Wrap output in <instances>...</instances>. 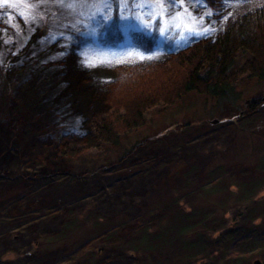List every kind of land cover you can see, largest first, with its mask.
<instances>
[{
  "label": "trees",
  "instance_id": "1",
  "mask_svg": "<svg viewBox=\"0 0 264 264\" xmlns=\"http://www.w3.org/2000/svg\"><path fill=\"white\" fill-rule=\"evenodd\" d=\"M121 1L110 0L111 12L101 10L110 19L89 21L95 8L70 12L59 6L61 0H0V88L10 90L13 79L24 78L15 87V105L27 107L26 116L19 110L10 114V91L4 94L0 154L12 158L11 143H19L23 150L43 148L49 152L48 160L106 147L111 159L119 160L135 147L136 141L126 146L132 135L162 121L167 113L192 109L193 104L195 109L201 103L199 120L222 116L219 121L226 124L230 118L236 138L225 150L210 152L200 183L183 180L144 208L140 213L144 222L133 227L127 240L119 239V248L139 258L152 254L160 264H251L252 258L264 264V127L259 133L251 131L249 125L258 120L261 108L255 98L245 97L264 92V0H186L196 26L203 30L198 36H189L185 44L171 38L157 43L140 31L132 46L119 45L123 51L115 52L120 55L113 62L86 65L85 59L94 62L103 54L84 47L97 41V29L126 17L117 9ZM38 12L43 13V22ZM130 18L134 19L133 13ZM39 23L50 30L48 39L40 38ZM114 44L119 43L112 41L107 50ZM132 61L148 64L111 83L110 68ZM243 82L250 83L249 88L242 89ZM13 116L16 136L7 139ZM41 124L45 128L38 129ZM49 131L53 139L59 135L55 147L46 146L50 145L46 137L41 143L36 140L38 133ZM242 133L247 134L244 140ZM233 163L250 167L253 176L236 179L227 174ZM75 217L65 218L59 232L41 238L36 249L63 240L77 248L103 234L113 239L128 219L124 214L110 220L96 213ZM87 221L91 222L80 238L71 240L73 230H81ZM86 264L100 261L92 252Z\"/></svg>",
  "mask_w": 264,
  "mask_h": 264
},
{
  "label": "rangeland",
  "instance_id": "2",
  "mask_svg": "<svg viewBox=\"0 0 264 264\" xmlns=\"http://www.w3.org/2000/svg\"><path fill=\"white\" fill-rule=\"evenodd\" d=\"M153 1L150 5L152 2L148 0H122L121 5H116L126 17L117 24H108L109 27L100 26L96 31L97 41L84 46L88 52L96 49L103 52L102 56L92 59L94 64L113 62L114 57L120 54L107 50L111 42L117 41L124 47L132 46L134 35L140 31L144 36L150 34L152 37H147L157 43L171 38L176 44H185L189 36H198L203 31L196 26L188 0ZM107 10L111 12V7ZM131 13L134 14L133 20ZM37 16L43 22V13L38 12ZM37 30L41 39L50 37L51 32L45 24L39 23ZM147 64L148 61H132L112 66L109 70L111 83L115 84L122 73ZM22 79L20 76L13 79V87L8 84L10 99L7 103L10 114L19 110L26 116V103L15 105L18 98L15 87ZM111 83L106 87L108 93L113 85ZM249 84L243 82L242 89L249 88ZM7 91L0 88V115L7 105L4 97ZM245 97L255 98L260 103L259 118L249 125L252 126L251 131L259 133L264 127V92L246 93ZM192 109L167 113L162 121L155 120L145 130L132 135L126 146L136 141L135 147L129 151L125 149L127 153L119 160L111 159L110 149L106 147L99 152L83 151L73 157L48 160L49 152L43 148L27 146L23 150L18 148L19 143H11L13 157L8 158V154L6 158L0 154V264H86V257L92 252L97 255L100 264H160L152 254L143 258L128 251L123 254L119 239L127 240L132 235L133 227L144 222L140 213L156 202L159 196H166L173 188L182 185L183 180L200 183L204 179L210 152L225 150L236 138L230 118L226 119V124L219 121L222 116L206 117L200 121L201 103ZM16 118L13 116L9 122V131L5 134L7 139L16 136L12 125ZM187 122L191 125L184 127ZM40 128L45 127L41 124ZM52 132L38 133L39 139L36 140L46 137L50 144L46 146L55 147L59 135L53 139L50 136ZM241 135L243 140L247 136L246 133ZM13 141L19 142L18 139ZM35 145H39L38 142ZM226 172L236 179H247L254 174L250 167L239 163L228 165ZM89 213H96L103 220L114 219L121 214L128 219L119 226L113 239L103 234L86 240L77 248L63 240L43 250L36 249L41 238L59 232L65 218H83ZM90 222L87 221L81 230H70L71 240L80 238V233ZM147 225L153 227L150 222ZM255 259H250V263L253 264Z\"/></svg>",
  "mask_w": 264,
  "mask_h": 264
},
{
  "label": "snow or ice",
  "instance_id": "3",
  "mask_svg": "<svg viewBox=\"0 0 264 264\" xmlns=\"http://www.w3.org/2000/svg\"><path fill=\"white\" fill-rule=\"evenodd\" d=\"M112 2L114 4V0H112ZM109 3H110V0H99L98 3H87V2H82V0H61L59 6L66 8L70 12H76V9L78 7L95 8V11L92 12L90 15H88V19L89 21H91V20H94L97 16L105 20L110 19V17H104L101 11V10H107ZM141 7H143V5H141ZM77 14L84 15L83 12H79ZM30 19H34V18L30 17ZM153 19H156V17H153ZM91 30L95 31L94 28ZM53 39H55V36H53ZM84 63L89 66H94V62L89 59H85Z\"/></svg>",
  "mask_w": 264,
  "mask_h": 264
},
{
  "label": "bare ground",
  "instance_id": "4",
  "mask_svg": "<svg viewBox=\"0 0 264 264\" xmlns=\"http://www.w3.org/2000/svg\"><path fill=\"white\" fill-rule=\"evenodd\" d=\"M120 44H117V45H113V47H110L109 48V51L112 50V52H116V53H121L123 50L121 48V46H119Z\"/></svg>",
  "mask_w": 264,
  "mask_h": 264
},
{
  "label": "water",
  "instance_id": "5",
  "mask_svg": "<svg viewBox=\"0 0 264 264\" xmlns=\"http://www.w3.org/2000/svg\"><path fill=\"white\" fill-rule=\"evenodd\" d=\"M43 31H44V29H43ZM253 264H260V261H259L258 259H255V260L253 261Z\"/></svg>",
  "mask_w": 264,
  "mask_h": 264
}]
</instances>
